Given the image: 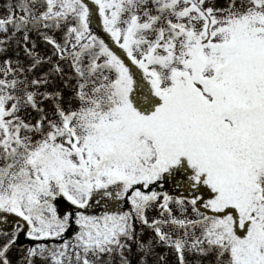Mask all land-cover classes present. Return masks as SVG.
<instances>
[{"label": "snow or ice", "instance_id": "6c2138e0", "mask_svg": "<svg viewBox=\"0 0 264 264\" xmlns=\"http://www.w3.org/2000/svg\"><path fill=\"white\" fill-rule=\"evenodd\" d=\"M6 7L0 264H264V0Z\"/></svg>", "mask_w": 264, "mask_h": 264}, {"label": "rangeland", "instance_id": "374dc122", "mask_svg": "<svg viewBox=\"0 0 264 264\" xmlns=\"http://www.w3.org/2000/svg\"><path fill=\"white\" fill-rule=\"evenodd\" d=\"M8 3H11L13 5H15L16 0H0V18H7L9 15V11L6 7V5ZM8 35H11V29H9ZM21 36L22 34L18 33L17 36L11 41L10 45L8 46L9 50H8V56H14L16 53L20 54V58L23 59V51H22V40H21ZM0 38H4V33H0ZM57 39H59V34H57L56 36ZM32 39L36 41L37 43V49L36 51L38 53H40L41 55H46L49 53V48L46 47L42 41L35 35H32ZM21 40L20 45L17 44V41ZM3 57L0 56V67L3 66ZM67 71V70H66ZM59 83V81H58ZM72 83H75V81H73ZM65 100H68L69 94H70V89H65ZM45 107H47L49 110H51L50 105L46 102ZM29 117L25 116V119H28ZM157 215V213L155 212H150L149 213V219L151 220L152 218H154ZM140 225H137V231L140 230ZM165 231H167V229H165ZM153 235V233L148 230V229H144V237L143 238H148L151 237ZM156 252L159 255H167V260H168V264H174L175 261V256L174 254L165 248L162 247H157L156 248ZM11 255L13 256V258L15 259L17 252L16 250H13V252L11 253ZM129 258L132 260V264H136V261L138 259V256L136 254V250H135V246H133V251L131 254H129ZM155 257H150L149 258V264H155ZM191 259V258H190Z\"/></svg>", "mask_w": 264, "mask_h": 264}]
</instances>
